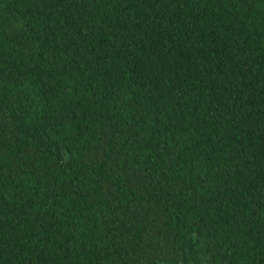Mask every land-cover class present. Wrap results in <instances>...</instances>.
<instances>
[{"label": "trees", "instance_id": "16d2710c", "mask_svg": "<svg viewBox=\"0 0 264 264\" xmlns=\"http://www.w3.org/2000/svg\"><path fill=\"white\" fill-rule=\"evenodd\" d=\"M0 264H264V0H0Z\"/></svg>", "mask_w": 264, "mask_h": 264}]
</instances>
